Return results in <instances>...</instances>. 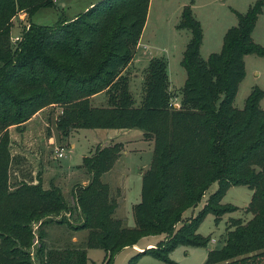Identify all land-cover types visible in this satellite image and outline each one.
<instances>
[{"label":"trees","instance_id":"trees-1","mask_svg":"<svg viewBox=\"0 0 264 264\" xmlns=\"http://www.w3.org/2000/svg\"><path fill=\"white\" fill-rule=\"evenodd\" d=\"M52 2L0 0V264H33L32 223L70 211L54 185L45 189L40 182L19 183L12 188L10 183L8 128L21 126L54 104L62 106L55 122L62 137L79 128H137L154 146L151 165L141 173L140 201L133 207L135 228L115 217L117 199L100 179L118 159L121 144L83 157L89 181L72 189L83 218L70 227L90 234L82 247L48 250L41 232L37 254L42 264H88L91 247L103 249L104 264H111L118 249L148 234L167 237L135 253L126 264H138L144 255L167 258L180 244L205 247L210 237L196 233V228L207 212L218 220L237 209L220 202L234 185L251 190L245 211L252 212V218L229 217L223 246L210 250L205 264H264V109L260 108L264 91L255 87L242 109L233 105L245 76L244 56H264V47L251 37L264 0L236 13L237 24L225 32L220 51L207 59L200 55L201 24L191 5L182 7L177 27L189 29L191 37L181 60L186 79L178 107L162 56L149 59L138 103L129 89L128 67L150 0H99L54 25L31 22L36 10ZM19 11L29 16L28 24L13 45L10 34ZM100 92L105 105H92L90 98ZM213 182L218 187L203 209L173 231L185 209L194 206Z\"/></svg>","mask_w":264,"mask_h":264},{"label":"rangeland","instance_id":"rangeland-1","mask_svg":"<svg viewBox=\"0 0 264 264\" xmlns=\"http://www.w3.org/2000/svg\"><path fill=\"white\" fill-rule=\"evenodd\" d=\"M98 1L53 0L52 5L36 10L30 20L35 24L54 25L63 16L66 17L65 19H72ZM256 1L150 0L139 45L136 46L134 58L128 67L129 89L136 103L141 99L143 71L149 59L154 56H162L167 60L170 87L177 95L174 102L181 99L180 91L186 79V71L181 60L191 37L189 29L177 27L184 5H191L194 17L201 24L203 38L200 55L203 59H207L211 53L220 51L225 32L237 24L236 13H245ZM28 17L25 11H19L13 18L10 34L12 44V39L20 36L21 30L27 26ZM251 37L255 43L264 47V5L262 13L255 22ZM244 65L245 76L238 86L233 103L237 109L243 108L253 88L257 87L264 91V56L247 54L244 56ZM100 100H103L105 105L104 94L91 103L94 106H101L98 103ZM260 108L264 109V97L260 100ZM61 112L60 104L50 105L30 122L32 127L27 132H25L26 125L8 128L11 187L19 183L37 182H40L45 189L54 185L61 190L67 207L70 208V211L46 216L32 223L33 240L30 252L33 264H42L37 254L41 232H45L43 240L48 250L82 247L90 234L86 229L73 231L70 227L79 224L83 218L72 189L77 184L86 185L89 181L90 175L82 167L84 156H91L96 149L121 144L118 159L108 171L100 175V179L107 183L110 193L117 199L115 217L122 219L127 228L136 227L133 207L141 197V173L149 168L153 157V140L144 139L138 134L142 131L137 128L130 129V132L123 129L79 128L71 130L67 136L62 137L55 124ZM61 149L63 156L57 157L56 152ZM217 187L216 182L211 183L199 201L194 206L186 208L181 214L180 221L174 225L173 231L195 217ZM251 194V190L245 185H234L226 189L220 202L230 203L237 209L223 213L218 220H215L212 212L205 214L196 228V233L210 237L205 247L180 244L168 253L167 258L144 255L140 257L138 264H205L208 252L223 246L229 217L242 218L244 221L252 218V212L245 211ZM57 220H63L65 223L58 224ZM165 237L167 236L164 233L141 236L133 245L118 249L111 264H126L132 255L155 247ZM87 256L88 264H104L105 252L99 247L87 248Z\"/></svg>","mask_w":264,"mask_h":264},{"label":"crops","instance_id":"crops-1","mask_svg":"<svg viewBox=\"0 0 264 264\" xmlns=\"http://www.w3.org/2000/svg\"><path fill=\"white\" fill-rule=\"evenodd\" d=\"M149 4H150V2H149ZM91 6V5H90ZM73 17H75V16H73ZM62 18H66V17H62ZM227 27V26H226ZM224 29H226V28H224ZM138 45H139V42H138ZM137 45V46H138ZM169 77V76H168ZM169 79H170V77H169ZM104 93H102V92H100V93H97V94H95V95H93L91 98H90V100H91V102H92V100H95V99H97L99 96H101V95H103ZM178 100H177V102L175 103V107H178V106H176V105H178ZM98 103H100L101 105H103V100H100V101H98ZM50 106V105H49ZM46 107H48V106H46ZM46 107H44V108H46ZM44 108H42V109H40L38 112H36L30 119H28L26 122H24L21 126H24V125H26L25 127H26V130H25V132H27L28 131V129H30V127H32V124H30V122L31 121H33L34 120V118H36V116L37 115H39L43 110H44ZM11 127H15L16 128V125H12ZM123 130H126V132H130L129 130L130 129H123ZM125 132V131H124ZM140 136H142L143 135V133L141 132V133H138Z\"/></svg>","mask_w":264,"mask_h":264},{"label":"built area","instance_id":"built-area-1","mask_svg":"<svg viewBox=\"0 0 264 264\" xmlns=\"http://www.w3.org/2000/svg\"><path fill=\"white\" fill-rule=\"evenodd\" d=\"M12 40H13V42L15 43V42H17L18 40H20V36H15ZM176 106H178V105H176ZM62 151H63V150L61 149V150H59V151L56 152L57 157H62V156H63V152H62Z\"/></svg>","mask_w":264,"mask_h":264}]
</instances>
